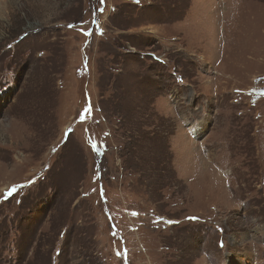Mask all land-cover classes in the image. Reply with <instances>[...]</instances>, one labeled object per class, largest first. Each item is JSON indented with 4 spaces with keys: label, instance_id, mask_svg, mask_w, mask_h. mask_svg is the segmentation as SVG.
Returning <instances> with one entry per match:
<instances>
[{
    "label": "rangeland",
    "instance_id": "rangeland-1",
    "mask_svg": "<svg viewBox=\"0 0 264 264\" xmlns=\"http://www.w3.org/2000/svg\"><path fill=\"white\" fill-rule=\"evenodd\" d=\"M0 264H264V0H0Z\"/></svg>",
    "mask_w": 264,
    "mask_h": 264
}]
</instances>
